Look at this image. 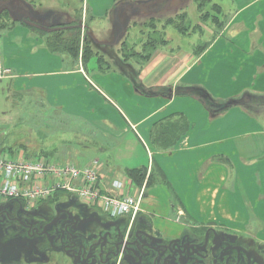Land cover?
Wrapping results in <instances>:
<instances>
[{
    "label": "crops",
    "instance_id": "crops-1",
    "mask_svg": "<svg viewBox=\"0 0 264 264\" xmlns=\"http://www.w3.org/2000/svg\"><path fill=\"white\" fill-rule=\"evenodd\" d=\"M171 1L158 0V3L166 6L170 5ZM8 2V0H0V5H7ZM17 2L27 6L29 12L24 13L26 19L24 18L23 22L15 23L10 28L12 32L7 33L17 32V36L28 35L33 50L27 54L23 51L19 53L14 64L2 58L3 66L11 72L7 77L14 80L11 81L10 87H14L16 91L12 94L19 93L25 96V93L31 92L26 90L38 89L31 93L40 94L46 101V95L57 91L60 93L61 86H71L74 90L82 87L86 89L85 86L81 88L73 86L70 79L72 75L80 74L76 75L75 82L78 84L79 80H85L94 89L87 93L84 91V97L75 101L76 104L80 102L81 110H84L86 128L96 132L97 135L103 131L106 134L105 129L98 130L93 124L102 121L101 123L111 134L104 137L119 140L116 147H123L130 155L135 150V143L140 144L148 156L147 175L154 165L155 170L162 171L165 177L166 183L159 184L171 189L175 196V203L166 205L171 207V215H168L166 209L158 221L149 217L141 204V212L148 218L153 230L165 237H174L197 226L224 228L234 233H246L259 244L264 245V106H255L256 109L250 111L240 105H233L218 113L210 111L195 96L174 95L166 91V88L174 89L179 85H198L218 100H227L246 93L257 97L264 96V0L223 2L222 8L226 17L222 26L213 39H208L210 40L208 46L200 53H195L193 47L161 46L152 51L149 57L137 61V68L135 65L132 67L128 61L127 66L135 69L139 82L146 88L158 91L154 94H144L137 89L132 77L126 71L123 73L130 78L129 80L118 73L100 77L113 97H118V81L124 83L125 94L135 96L136 104H130L126 113L119 111L122 119L120 117L110 119L106 116L98 118L95 108L89 112L90 107L101 100L99 95L110 101L107 94L92 81L91 84L88 82L82 63V66L79 65L80 60L74 63L79 65L75 69L72 65L73 69L61 70L62 58L46 48L35 30L41 29L29 23L30 20L35 23L39 21L33 17L37 2L35 0H17ZM73 2L82 6L72 14L66 9L68 4ZM156 2V0L154 2L153 0H53V3L64 5L58 12L60 19L63 17L68 20L80 19L82 33L90 37L95 35L97 44L107 48L114 46V42L121 43L130 34V18L134 19L135 15L144 13L151 15L155 6L153 4ZM89 13L92 14L91 21H104V24L84 22ZM39 23L37 24L43 28V24ZM25 28H28V31ZM101 36H104V39L99 40ZM5 38L4 35L3 50ZM112 50L116 52L114 48ZM141 97L143 99H138ZM142 105L146 106L143 110H141ZM50 112L60 113L55 106L48 109V113ZM179 115L181 120L175 123L176 129L169 135V141L174 140L173 145H165L170 147L167 149L154 146L152 144L154 124L174 121ZM184 120L188 122V126L186 131H181L177 127L183 125ZM78 132L81 133V128ZM81 134L86 136L87 132ZM148 145L152 149L148 148ZM64 152L65 154L62 155L70 158L65 162L70 161L78 166H84L97 159L86 158L80 165L72 159L74 154H80L74 157H81L80 150L72 154L68 148ZM133 154L136 155V151ZM133 154L123 162L121 171L98 160L100 171L103 173L100 187L104 192L119 194L122 190L136 193L141 188L144 189V185L143 187L134 185L124 174L125 168L145 165L138 157L133 158ZM8 157H21L27 160L37 157L60 162L56 156L51 158L41 155L28 156L23 152H16L14 156L11 154ZM40 181L47 182L48 178L45 177ZM115 181L121 186H114ZM61 192L65 191H55L52 196ZM57 198L58 196L52 197V200ZM17 199L28 207L32 206L24 198ZM250 225L255 228L254 232L247 230ZM23 257L24 253L18 256L15 254L10 263L5 261L4 264H45L37 261L31 263L30 259L26 261Z\"/></svg>",
    "mask_w": 264,
    "mask_h": 264
},
{
    "label": "rangeland",
    "instance_id": "rangeland-1",
    "mask_svg": "<svg viewBox=\"0 0 264 264\" xmlns=\"http://www.w3.org/2000/svg\"><path fill=\"white\" fill-rule=\"evenodd\" d=\"M35 1L37 2V6L35 5L33 17L38 19L39 21H37V23L41 22L46 29L55 27L59 28L60 30L65 29L68 28L70 23L73 21L64 17L61 19L58 17L60 16L58 12L64 5L53 3V0ZM156 1L157 2L153 4L155 6L152 8L151 15L144 13L141 15H135L134 19L130 18V34L121 43L114 42V46H111L112 49L114 48L116 50V55L114 57H111L107 54L104 55L106 49L109 48L99 46L97 44L95 35L93 37H88V47L90 51L102 55L103 60H101L99 63L95 55L90 52V59L84 66L85 74L89 79L88 82L91 84L90 81H92L95 85H97L107 94V97L110 100H105L101 95L95 92L101 97V100L96 101L95 106L90 107L89 112H92V108H95V114L98 116V118H101L102 116H106L110 119H114L116 117L121 118L119 111L126 113L130 107V104H136V98H134L135 96H129L128 94H125L126 88H124V83L118 81L117 89L119 90V93H117L118 97L115 98L111 95V93H109L102 81L99 79L100 77L102 78L113 73H118V75L121 77H124L128 80L130 79L123 73L126 70L123 69L124 61L120 55L125 54L127 57H129L132 67L135 65V68H137V61H142L143 58H145L144 55L147 56L150 50L152 51L154 47H159L162 44L160 41H157L155 44L147 43L151 37H154L152 35H159L160 33L163 38L167 39L166 42L168 41L167 43L164 42L165 46L162 47L182 46L183 48L193 47L195 49L197 46L201 45L205 41L207 42V40L210 39L213 30L218 27L216 19L220 21L222 16L224 18L226 17L222 6L223 2L227 0H172V3L170 5L167 4L166 6L165 4L161 6L158 3V0ZM81 6L82 5L79 3H69L66 11H69L73 14L81 9ZM133 13H135V11H133ZM218 13L221 15L220 17L213 16L219 15ZM180 14H184L183 21L180 25L184 27L183 29L185 31H187V35L181 33L179 28L175 27L176 24H169V22H167V19L170 18L176 22L177 16ZM201 14H203L202 17L200 16ZM91 16L92 14L89 13L88 18H86L84 22L89 21L90 24H104V21L92 20V22L90 19ZM211 17L215 18L214 23L216 24L213 23ZM5 18L7 19V17ZM133 20L137 22H134ZM6 21L8 22L10 20H5L4 17L0 18V24H3ZM25 29L27 30L28 28ZM10 31L12 32L11 29L3 31L0 30V56L3 59L5 58L8 63L10 62L14 64L17 61V55L19 53L23 51L27 54L33 50L31 49L33 44L31 43V40L28 39V35L24 36L19 34V36H17V32L8 34L7 32ZM81 34L82 42L84 35L83 33ZM4 35L6 38L4 44L5 48L3 50L2 43L4 41ZM102 39H104V36H101L99 40ZM81 42L80 46L82 45ZM57 55L62 58H60L62 60L61 70L73 69L72 65H74L75 62L72 60L71 63V58L69 55ZM117 56L119 60L115 61V59H112L115 57L117 58ZM77 65L78 64L74 65V69L81 65V62L78 66ZM13 73L15 74L14 70ZM76 75L80 74L72 75L70 78L73 86L80 88L81 86H85L87 87L86 89L82 87L81 89L74 90L71 86H61L59 87L60 93H58V91L51 92L50 94L46 95V101L40 94L31 93L35 92L36 90L38 91V89L26 90H31V92L28 94L25 93V96L23 97L12 94L14 91H16L14 87H10L12 86L11 81H14L13 78H0V154L4 156H11L12 154L14 156L16 152H23L28 156L41 155L43 157L49 156V158L56 156V158L60 160V162H58L63 163L61 161L65 162L66 159H70L69 157L66 158L65 155H62L65 154L64 150L69 148L72 154L80 150L81 157H74L75 155L79 156L80 154H74L72 157V159L76 160L80 165L84 160H86V158H97V160H100V163L105 162L110 167L116 169L118 168L121 171L123 170L121 167L123 162L128 159L134 151H136V155L133 154L132 157H138V159L143 162V164L147 165L146 163L148 162V156L140 144L135 143L134 145L133 143L135 150L130 155L129 152L123 147H116V144H119V140H116L112 137H109V139L104 137V135L110 136L111 134L108 133V130L105 128L104 124L101 123L102 121L94 122L93 124H95L94 126H96L98 130L103 131L102 129H105L106 134H104L103 131L97 135L96 132H91L89 128H86L84 119L85 116L83 114L84 110H81L80 102L76 104L75 101L77 98L81 100L84 97V91L87 93L94 89L91 88V86L85 80H79L77 84L75 82ZM138 99H143V97ZM53 106H55V108L58 109L60 113H48V109ZM145 107V105H142L141 110L145 109ZM248 109L252 111L253 109H256V107L250 106ZM71 112L78 113L73 114ZM80 128L81 133L87 132L86 136H82V134L78 132V129ZM66 143L68 145H65ZM148 148L152 149L150 145H148ZM55 150L57 151L55 152ZM143 185H145V183ZM130 193L133 194V192ZM61 194L71 195L68 192H61L58 194V196ZM55 200L59 204H68L67 199L62 197ZM42 203H44L46 208L51 210L53 205L57 204L54 200L50 199H47ZM174 203L175 196L171 192V189L161 184H156L146 188L141 204L145 209L146 214L158 221L159 218H161L160 216L165 213L166 209H168V215H171V207L169 208L166 205L169 206L170 204ZM83 206H85L87 212H92V214L90 213L92 216L100 220L102 219L99 215L101 214V210L99 208L93 205L83 204ZM71 208L78 211L76 204L71 206ZM248 214L251 218V212ZM101 215L104 218H112L103 213ZM137 215L144 217L148 221V218L141 212V207L138 210ZM197 221H200V219H197ZM95 226L92 225L91 227L95 228ZM248 228L247 230H252V232L255 231V228L252 225H250ZM235 234L238 236V243L246 247L249 251H252L259 262L264 264V245L259 244L256 239L247 235L246 233L239 232ZM3 236V234H0V264H4L5 261L9 262L15 256L14 251L18 250L20 253H23L24 251L28 252V254L24 255L23 258L26 261L30 259L32 261L31 263H35L37 261L44 262L45 264H71L70 260L63 254L56 255L51 254V252L47 253L42 251V248L40 247L42 240H40L39 237L29 239L27 235H20L18 238H16L18 235L15 234L12 237H8L6 240V237ZM3 246L6 248H2Z\"/></svg>",
    "mask_w": 264,
    "mask_h": 264
},
{
    "label": "flooded vegetation",
    "instance_id": "flooded-vegetation-1",
    "mask_svg": "<svg viewBox=\"0 0 264 264\" xmlns=\"http://www.w3.org/2000/svg\"><path fill=\"white\" fill-rule=\"evenodd\" d=\"M55 196L29 207L17 198L0 202V234L6 240L15 234L16 238L39 237L42 251L63 254L71 264H263L238 243L235 233L224 228L197 226L178 236L165 237L138 215L104 218L101 212L97 213L100 220L73 195L58 196L67 199V205L54 200L57 204L52 210L46 208L42 202ZM75 204L79 212L71 208ZM56 217L48 234H40ZM14 253L21 254L19 250Z\"/></svg>",
    "mask_w": 264,
    "mask_h": 264
},
{
    "label": "trees",
    "instance_id": "trees-1",
    "mask_svg": "<svg viewBox=\"0 0 264 264\" xmlns=\"http://www.w3.org/2000/svg\"><path fill=\"white\" fill-rule=\"evenodd\" d=\"M8 1L9 2L7 5H0V18L4 17L5 20L7 19L10 20L8 22L6 21L3 24L2 23L0 24V30L2 31L10 29L15 23L23 22L24 18L26 17V14L24 13L29 12L27 6H25L23 3L17 2V0H8ZM200 16L202 17L203 14H201ZM213 16L220 17L221 15L219 14V15H213ZM5 17H7V19ZM183 18H184V14H180L179 16H177L176 22L175 20H172L171 18L167 19V22H169V24L170 23L176 24L175 27L179 28V31L181 33L187 35V31H185L183 29L184 27L180 25L181 22L183 21ZM211 19L214 23L215 18L211 17ZM220 19H221L220 21L216 19V23L218 24V27L213 30L210 39H213L217 35L220 27L222 26L224 17L222 16V18ZM47 29L43 26L41 30H38V29H35V30L39 34V36L42 38L46 48L51 53L59 54V55H69V57L71 58V63H72V60L75 63H77L80 60L83 67L87 64L91 56L89 54L90 52L91 53L93 52L90 51L88 47L89 45L88 37L89 36L83 33L84 38H83V41L81 42L82 32H81V20L80 19H74L70 23L69 27L65 29L60 30L59 28H56V27L52 31H47ZM152 36L154 37H151V39L147 43L155 44L157 41H160L162 44L159 47L165 46L164 42H166L167 39L163 38L161 33L159 35H152ZM209 41L210 40H208L207 42L206 41L203 42L201 45L197 46L195 49L193 48L194 52L195 53L202 52L208 46ZM80 42L82 43L81 46H80ZM156 48L158 47H154L152 51H154ZM152 51L150 50L147 56L144 55L145 58L149 57ZM93 54L95 55L99 63L101 60H103L102 55L98 53H93ZM105 54L110 55L111 57H114L116 55V52H114L113 50H111V48H109V49H106L104 55ZM136 54H139V53H136ZM120 56L122 57V60L124 61L123 69H125L126 72L132 77L133 83L137 89H139L144 94H154L155 92H158L154 89L144 87L139 82L135 69L127 66V62L131 61L130 58L127 57L125 54H122ZM115 59L119 60L118 56L117 58L115 57ZM166 91L167 93L169 94L173 93L174 95L195 96L199 98L204 103V105L210 109V111L218 112V113L222 112L223 110L233 105H240L246 109L250 108V106L252 107L253 106H264V96L257 97V96L249 95L246 93V94H242L239 97L230 98L227 100H218V99L213 98L203 87L198 86V85H189V86L179 85V86H176L174 89H171V87L166 88ZM16 95L22 96L19 93ZM180 120H181V117L179 115V118H177L174 121L158 122L154 124L153 129H152V144L154 146H162V147H159L161 149L170 148L169 146L173 145L174 140L169 141L170 139L169 135L170 133L174 132V130L176 129L175 123ZM187 126H188V122L184 120L183 125H179L177 129L181 131L182 130L186 131ZM168 144L170 145L165 146ZM147 171H148V168L146 165H144L140 167L125 168L124 174L132 183H134V185L138 187L142 186L145 183V189L154 184L166 183L165 177L162 171H160L159 169L155 170L154 165L150 168L148 175H147Z\"/></svg>",
    "mask_w": 264,
    "mask_h": 264
},
{
    "label": "built area",
    "instance_id": "built-area-1",
    "mask_svg": "<svg viewBox=\"0 0 264 264\" xmlns=\"http://www.w3.org/2000/svg\"><path fill=\"white\" fill-rule=\"evenodd\" d=\"M0 56V78L10 76ZM98 160L84 166L68 161L59 163L41 158H10L0 154V201L7 198H24L28 204L45 199L56 190L73 193L85 205L97 206L111 217H135L140 209L143 189L109 194L100 187L103 173ZM47 182H42L44 178ZM120 187V183L114 182Z\"/></svg>",
    "mask_w": 264,
    "mask_h": 264
},
{
    "label": "water",
    "instance_id": "water-1",
    "mask_svg": "<svg viewBox=\"0 0 264 264\" xmlns=\"http://www.w3.org/2000/svg\"><path fill=\"white\" fill-rule=\"evenodd\" d=\"M29 23H30L31 25H33L34 27H36V28L42 29V27H41L40 25H38L37 23H35V22L29 21ZM53 29H54V28H48L47 31H52ZM69 215H71V214H69ZM56 220H57V217L54 218V219H52V220L50 221V223L46 224V225L43 227V230L40 232V234H48L47 230L49 229V227H50L51 224H53V223L56 222ZM88 257H89V255H88Z\"/></svg>",
    "mask_w": 264,
    "mask_h": 264
}]
</instances>
